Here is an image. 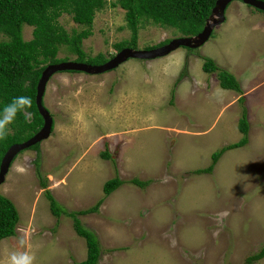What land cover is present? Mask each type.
Segmentation results:
<instances>
[{"label":"rangeland","instance_id":"374dc122","mask_svg":"<svg viewBox=\"0 0 264 264\" xmlns=\"http://www.w3.org/2000/svg\"><path fill=\"white\" fill-rule=\"evenodd\" d=\"M116 1L95 13L82 41L87 55L109 59L120 50L116 43L129 40L125 11ZM225 15L200 47L129 58L104 73L50 77L43 102L53 130L38 150L17 154L0 184L19 213L16 233L0 240V264L27 248L35 264L83 260L85 239L70 216L53 215L45 190L67 211L80 210L102 198L104 182L115 175L124 182L98 211L79 215L100 242L98 264H245L264 247V12L234 0ZM58 22L69 34L83 28L67 13ZM22 35L30 39L32 26L24 25ZM178 36L174 28L143 20L136 47ZM57 57L76 55L60 45ZM203 57L232 73L241 92L221 87L216 72L203 71ZM244 111L247 143L224 151L212 172L195 173L243 136ZM105 150L110 157L102 156ZM224 211L229 215L220 221L217 214ZM252 264H264V257Z\"/></svg>","mask_w":264,"mask_h":264},{"label":"trees","instance_id":"16d2710c","mask_svg":"<svg viewBox=\"0 0 264 264\" xmlns=\"http://www.w3.org/2000/svg\"><path fill=\"white\" fill-rule=\"evenodd\" d=\"M106 2L107 0H0V33L5 36L0 39V110L16 96L26 95L32 99V107L28 109L32 113L31 119L26 120L23 115H18L15 122L10 125L12 132L6 139L0 140V161L10 145L26 140L42 126L43 120L35 103L36 84L47 64L68 60L66 57L63 59L57 57L60 45L66 46L67 50L76 55L74 61L95 64L107 60L102 53L89 56L82 48L83 39L91 34L95 13L102 9ZM214 3L215 0H117L113 5L118 4L125 11L131 36L129 40L120 41L115 46L118 50L126 45L137 48L138 29L143 20L162 27L174 28L181 32V36L195 35L205 24ZM63 13L70 14L72 20L83 28L73 30L69 34L58 22ZM24 25L32 26V37L28 40L22 35ZM213 32L212 30L211 35ZM167 41L169 39L156 45H162ZM202 60L203 71L216 72L221 87L241 92L240 84L232 73L220 68L209 57H203ZM240 99L243 100L242 97ZM239 129L243 136L237 142L215 151L211 163L195 169L194 172H212L224 151L247 143L248 121L245 111L239 120ZM38 146L39 143H36L28 149L38 150ZM101 154L103 157H110L107 150ZM123 182L117 175L106 180L103 184L102 198L91 207L71 211L64 209L49 189L45 190L53 215L58 217L64 213L70 216L75 232L85 239L86 257L75 264H98L101 254L96 233L82 223L79 215L97 212L104 198ZM131 182L139 186L144 185L143 181L136 178L131 179ZM42 185H46L45 181ZM18 220L19 213L15 204L0 193V240L16 233ZM263 257L264 247L257 253L249 255L245 264H252Z\"/></svg>","mask_w":264,"mask_h":264},{"label":"water","instance_id":"95a60500","mask_svg":"<svg viewBox=\"0 0 264 264\" xmlns=\"http://www.w3.org/2000/svg\"><path fill=\"white\" fill-rule=\"evenodd\" d=\"M234 0H215L209 16L207 17L202 29L195 35H182L169 39L168 42L153 47V48H132L123 47L111 58L100 64H89L85 62H78L74 60L60 61L58 63L47 64L41 72V75L36 84L35 103L37 110L42 117V126L32 136L24 141L13 143L4 153L0 161V184L4 182L6 174L11 166V163L17 154L30 146L40 143L42 140L48 138L53 130V116L46 108L43 97L45 88L50 77L56 72L60 71H81L88 74H99L110 71L129 58L137 59H154L162 57L180 46L187 48H197L204 44L210 37L215 26L219 25L225 20L226 8L230 2ZM248 4L258 10L264 11L263 0H239Z\"/></svg>","mask_w":264,"mask_h":264},{"label":"clouds","instance_id":"9594fccd","mask_svg":"<svg viewBox=\"0 0 264 264\" xmlns=\"http://www.w3.org/2000/svg\"><path fill=\"white\" fill-rule=\"evenodd\" d=\"M168 42V41H167ZM32 107V99L30 96L19 95L12 98L10 103H7L0 110V140L6 139L10 133V125H12L18 115H23L26 120H30L32 113L28 111ZM16 171L20 174H25L27 169L21 165H17ZM218 218L222 221L226 218L229 213L227 211L218 213ZM20 245L23 248L25 241L23 238L20 239ZM36 255L30 249L26 250H15L9 253L7 264H35Z\"/></svg>","mask_w":264,"mask_h":264},{"label":"crops","instance_id":"0c3cea01","mask_svg":"<svg viewBox=\"0 0 264 264\" xmlns=\"http://www.w3.org/2000/svg\"><path fill=\"white\" fill-rule=\"evenodd\" d=\"M225 19H226V15H225ZM224 21H225V20H224ZM259 66L264 70V63L260 64ZM258 85H259V84H258ZM258 85H257V86H258ZM257 86H256V87H257Z\"/></svg>","mask_w":264,"mask_h":264}]
</instances>
